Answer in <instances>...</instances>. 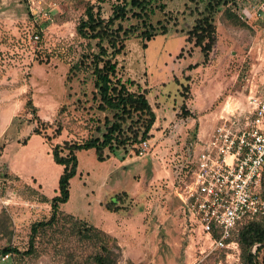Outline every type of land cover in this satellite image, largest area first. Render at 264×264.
<instances>
[{
    "label": "rangeland",
    "instance_id": "374dc122",
    "mask_svg": "<svg viewBox=\"0 0 264 264\" xmlns=\"http://www.w3.org/2000/svg\"><path fill=\"white\" fill-rule=\"evenodd\" d=\"M193 1L162 0V12L152 3L146 24L156 35L148 41L141 36L147 29L143 18L131 17L137 9L115 22L112 30L119 36L132 29L116 57L117 77L132 81L131 91L146 92L155 115L151 138L142 156L137 155L139 145L108 155L104 162H97L92 150L76 153L69 198L59 208L114 237L120 264H188L197 254L200 244L177 194L188 181L198 137L206 138L219 118L244 111L251 97H264V0H235L229 8L237 21L220 8L213 17L214 46L204 64L198 49L185 42L195 9L204 7ZM120 2L0 0V250L10 245L25 251L29 226L48 216L62 170L52 162L51 148L98 136L96 128L110 117L97 109L90 70H68L82 55L96 51L94 41L74 32L84 8L92 6L107 19L111 6ZM163 21L168 31L160 35ZM194 63L199 66L186 70ZM40 123L49 127L40 129ZM56 123L61 132L52 138ZM34 128L40 135L31 134ZM116 193H124L122 211L107 212L102 205ZM52 246L43 242L36 246V255L9 254L2 263L63 264L64 254H55ZM61 248L76 257L88 252L73 241ZM239 252L242 264L240 247ZM223 259L222 253H214L202 264Z\"/></svg>",
    "mask_w": 264,
    "mask_h": 264
},
{
    "label": "trees",
    "instance_id": "16d2710c",
    "mask_svg": "<svg viewBox=\"0 0 264 264\" xmlns=\"http://www.w3.org/2000/svg\"><path fill=\"white\" fill-rule=\"evenodd\" d=\"M162 0H121L120 3L111 6L110 15L107 19H102L98 10L94 11L92 6H86L83 17L74 28L77 37L86 41H94L95 52L81 56V60L71 66L68 73L89 69L93 77V86L96 90L98 100L97 109L103 113H109L110 117H104L101 127L96 128L98 136L90 137L80 143L63 142L61 145H54L51 148L52 162L62 167L56 184V195L49 202V214L45 219L33 222L29 226V234L26 250L17 251L10 245L0 250L1 258L4 255L12 254L15 257H28L36 255V246L43 242L53 243L52 251L57 254H64L63 264H120V248L114 237L104 231L87 224L69 214L59 210L69 198V180L75 176L77 159L76 153L80 151L92 150L97 162H104L108 155H114L117 151H126V148L139 145L151 138L150 130L155 121L154 112L146 99V92L131 91L135 84L132 81H122L117 77L116 57L123 49V38L131 33V28L118 35L116 30H112L115 22L124 21L127 13L133 9L131 17L143 18L141 24L147 28L141 32L144 40H151L156 33L153 28L146 24L149 15L153 13L152 3L157 5L154 8L162 12L165 5ZM194 3L195 1L190 0ZM204 3L202 11L195 9L197 17L193 25L185 32V42L191 43L201 54V64L208 61L209 54L214 46L215 26L213 17L223 8L222 13L234 21L237 18L230 11L235 0H199ZM167 21L160 25V35L167 33ZM87 42V47L89 44ZM145 48V45H142ZM88 63L86 64V60ZM199 63L188 65L186 70H193ZM187 92L186 86H181ZM181 96L184 95L181 93ZM26 106L35 116V108L30 101ZM183 108V107H182ZM40 129H46L49 125L40 123ZM40 129L31 130L32 135H40ZM61 132V125L56 123L52 133V138L58 137ZM29 136L25 140H28ZM137 151V150H136ZM261 195L264 198V167L261 177ZM124 193H116L111 196L102 207L110 213L122 211L124 204ZM71 241L79 243L88 249L83 257H76L73 252L65 251L61 247L70 244ZM237 242L241 250L242 264H264V257L258 260V254L264 250V221L246 222L239 228ZM60 243V244H59ZM57 246H59L58 249ZM255 246L253 252L250 248ZM123 264H133L129 261Z\"/></svg>",
    "mask_w": 264,
    "mask_h": 264
},
{
    "label": "built area",
    "instance_id": "2783aa9c",
    "mask_svg": "<svg viewBox=\"0 0 264 264\" xmlns=\"http://www.w3.org/2000/svg\"><path fill=\"white\" fill-rule=\"evenodd\" d=\"M37 39V37H35ZM189 163L188 181L177 194L200 246L188 264L222 253L218 264H239V228L264 220L261 177L264 167V97H251L244 111L219 118L199 140ZM148 143L138 147L142 156ZM8 258L4 255L1 260Z\"/></svg>",
    "mask_w": 264,
    "mask_h": 264
},
{
    "label": "crops",
    "instance_id": "0c3cea01",
    "mask_svg": "<svg viewBox=\"0 0 264 264\" xmlns=\"http://www.w3.org/2000/svg\"><path fill=\"white\" fill-rule=\"evenodd\" d=\"M206 139L204 136H202V138L198 137V140H204ZM106 233V232H105ZM108 234V233H107Z\"/></svg>",
    "mask_w": 264,
    "mask_h": 264
}]
</instances>
